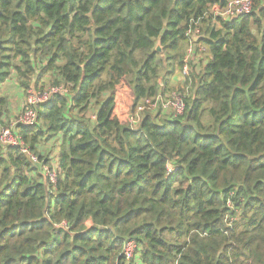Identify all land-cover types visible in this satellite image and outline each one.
Segmentation results:
<instances>
[{
    "label": "trees",
    "instance_id": "trees-1",
    "mask_svg": "<svg viewBox=\"0 0 264 264\" xmlns=\"http://www.w3.org/2000/svg\"><path fill=\"white\" fill-rule=\"evenodd\" d=\"M229 1L0 0V131L10 79L67 88L12 127L38 163L0 142V264L264 263V0L214 18ZM174 91L184 114L131 123Z\"/></svg>",
    "mask_w": 264,
    "mask_h": 264
},
{
    "label": "built area",
    "instance_id": "built-area-1",
    "mask_svg": "<svg viewBox=\"0 0 264 264\" xmlns=\"http://www.w3.org/2000/svg\"><path fill=\"white\" fill-rule=\"evenodd\" d=\"M253 7V0H230L225 7H220L218 5H214L212 7V15L213 17H238L251 12ZM195 25L199 24V20H194ZM187 35L191 38V44L188 48L187 55L185 58V66H184V75H188L189 67L187 65L189 56L193 52L194 43L197 39L200 38L199 29L196 27L194 28L192 25L189 26L187 31ZM201 50H204V47H200ZM184 79V77L180 78L179 80ZM59 92H67V88L63 85H49L43 88L36 89L34 87H30L25 92L24 102L22 111L16 114L12 120L11 126L3 127L0 131V142L4 145H14L18 146L21 151L27 154L33 162L38 163L39 158L38 156L33 153L25 141L22 139L21 136L16 135L13 132V126L16 124H24V125H32L35 123L37 118V112L35 110L36 106L47 101L53 95ZM161 106L162 109L170 111L174 116H179L184 114L186 110V102H185V95L179 91H174L171 95L164 97L162 95L156 96L155 100L146 99L143 103L138 105V108L134 114H130V121L132 124H138L142 113L151 108H158ZM53 165H57L58 161L53 159ZM174 168L171 165L167 166V171L172 173ZM42 171L44 174L52 181L56 182L58 171L56 168L49 167L48 164H44L42 166ZM228 204L231 206V200L228 201ZM64 225H67L66 222H63ZM138 246L137 243L133 240H128L125 242L122 253L123 256L127 260L137 259L138 258Z\"/></svg>",
    "mask_w": 264,
    "mask_h": 264
},
{
    "label": "rangeland",
    "instance_id": "rangeland-1",
    "mask_svg": "<svg viewBox=\"0 0 264 264\" xmlns=\"http://www.w3.org/2000/svg\"><path fill=\"white\" fill-rule=\"evenodd\" d=\"M180 79V77H177L176 80ZM43 83V87L49 86L52 83H50V76L47 75L45 76L43 79H41V82ZM34 87V86H33ZM35 88V87H34ZM23 90L22 88L19 86L18 81L16 79H10L9 81H7V83L4 85V88H2V93L3 95H7L10 101V107L13 106L16 102H17V95L18 93H21ZM25 97V92H23ZM24 102V100H23ZM13 114L12 116L14 117L16 114L20 113L21 111L17 108L13 109ZM91 115L93 114L92 112L90 113ZM52 143L49 144L47 146V148H52ZM56 150H54L55 152Z\"/></svg>",
    "mask_w": 264,
    "mask_h": 264
},
{
    "label": "crops",
    "instance_id": "crops-1",
    "mask_svg": "<svg viewBox=\"0 0 264 264\" xmlns=\"http://www.w3.org/2000/svg\"><path fill=\"white\" fill-rule=\"evenodd\" d=\"M200 39V38H199ZM199 39H197V40H199ZM7 83V82H6ZM5 83V84H6ZM5 84H3V88H4V85ZM24 94H23V91L21 92V93H18V95H17V97H16V99H17V102L13 105V106H11V108H10V115L12 116V114L14 113L13 112V109H15V108H17V109H21L22 108V105H23V100H24Z\"/></svg>",
    "mask_w": 264,
    "mask_h": 264
},
{
    "label": "water",
    "instance_id": "water-1",
    "mask_svg": "<svg viewBox=\"0 0 264 264\" xmlns=\"http://www.w3.org/2000/svg\"><path fill=\"white\" fill-rule=\"evenodd\" d=\"M162 36H163V32L160 34L158 41H157V44H156V47H155V50L159 51V52H162V44H161Z\"/></svg>",
    "mask_w": 264,
    "mask_h": 264
}]
</instances>
